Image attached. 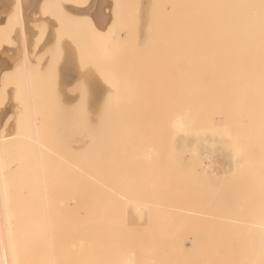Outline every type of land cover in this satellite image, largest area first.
Instances as JSON below:
<instances>
[{"label":"bare ground","instance_id":"obj_1","mask_svg":"<svg viewBox=\"0 0 264 264\" xmlns=\"http://www.w3.org/2000/svg\"><path fill=\"white\" fill-rule=\"evenodd\" d=\"M12 1L20 9L17 8V20L12 16ZM179 2L175 7L178 33L175 55L170 59V90L167 91L166 102L160 106L162 111L168 112L136 115L137 122L133 123L137 130L130 131L132 135L136 132V135L129 133L127 138L129 140L131 136H136L137 141H142L139 153L138 150L135 151L137 159L123 160V151L121 156L118 154L120 152L111 151L112 147L110 150L107 140V133L110 131L107 132L108 125H105V120L98 118L99 115H96L94 125L91 124L90 128L83 118L82 123L88 128L85 125L77 131L73 128L77 133V141L72 148L73 161L66 168L69 177L63 175L55 185L59 190L56 239L61 255L75 253L81 259L88 260V264H264V196L259 198L264 184V0ZM22 3V0H0V21L3 22L0 28L6 31L16 21L21 31V40L26 44L28 28L25 24H29L27 17L34 13L25 11ZM180 7L184 8L183 13L180 12ZM69 11L77 17L88 14L80 6L70 8ZM181 14L184 16L182 35L179 32ZM2 56L0 72L4 73L11 64L13 55L4 53ZM123 68L122 70L125 69ZM71 111L70 114L73 113ZM63 119L65 123L70 120L65 119V116ZM36 123L33 124V129L38 125ZM67 127L63 128L64 131ZM150 129H183L193 133L205 130L222 132L225 137H229L233 150L238 153L234 164L232 162L233 168L237 164L238 169L247 171V189H250L252 198L247 202L242 200L243 188L234 184L231 189L232 200L226 196L228 194L222 193L224 197L215 214H212L203 205L206 201L202 197L208 187L202 177L198 178L201 173L196 177L193 175L195 172H187V168H184L186 172L182 171L181 163L176 157L170 158L167 167H163L162 150L149 143ZM125 130H118L119 134H124ZM111 143L115 145V142ZM125 147L127 146H124V150ZM65 148L67 147H63ZM149 165L156 168L152 175L145 174ZM226 173L227 176L230 174ZM142 213L146 214L145 218L133 222Z\"/></svg>","mask_w":264,"mask_h":264},{"label":"rangeland","instance_id":"obj_2","mask_svg":"<svg viewBox=\"0 0 264 264\" xmlns=\"http://www.w3.org/2000/svg\"><path fill=\"white\" fill-rule=\"evenodd\" d=\"M102 1L101 3V0H22L24 10L34 13L27 17L29 24H25L28 28L26 44L21 40V31L16 21L6 29L7 32L0 28V59H3L4 53L13 55V60L6 71L0 72V264H88V260L81 259L75 253L61 255L56 239L59 190L55 185L58 178L63 175L69 177L66 170L74 158L72 148L77 141L75 131L84 125L85 128H88L87 125L90 128L91 124L94 125L96 115H99L98 118L105 120V125H108L107 132L110 131L107 133L110 150L112 147L111 151L120 152L118 154L121 156L123 154L121 157L123 160L135 161L142 145V141H137L136 136L132 137L136 132L134 135L130 132L135 129L134 123L138 119L136 117L140 114L161 112L160 106L166 102L172 74L170 59L175 55V39L178 33L175 7L180 3L179 0ZM76 6L85 8L88 14L83 17L71 15L69 9ZM17 8L20 10L12 1L11 11L15 20ZM180 12L183 13L184 8L180 7ZM183 17L181 14L180 35L183 32ZM2 23L0 21V24ZM25 45L28 47L25 48ZM6 107L8 110L5 111ZM67 109H72L70 111L73 113L70 114ZM88 115L89 118L86 119ZM64 116L65 119H70L65 120L66 122L74 123L63 122ZM82 118L87 125L82 123ZM34 122L38 123L35 129L32 128ZM65 127L68 129L64 131ZM118 130H125V133L119 134ZM150 130L148 135L153 136L149 135V143L162 150L163 167H167L170 158L176 157L181 163L182 171L187 168V172H195L193 175L196 177L201 173L198 178L202 177L208 187L202 197L205 199L203 201H206L203 205L212 214H215L219 202L224 197L222 193L228 194L226 196L232 200L231 189L234 184L243 188L242 200L247 202L252 198L250 189H247V171L238 169L237 164L234 165L235 169L233 168V161L238 153L233 150L228 141L229 137H225L222 132L219 134L213 130L216 133L213 136L211 130L201 131L202 133L183 129L182 132L177 129L181 133L176 129ZM203 132H207L208 135ZM129 133L132 136L128 140ZM176 133L177 136H174ZM111 142H115V145ZM57 152L66 155H59ZM188 154H191L190 156L193 154L192 158ZM233 169L234 174L230 173ZM146 170L145 174L152 175L156 168L149 165ZM226 172L230 174L227 176ZM131 174L133 173H126ZM206 177L208 179H205ZM259 193H261L259 198L264 196V184ZM145 215L142 213L139 218L135 217L133 222L145 218Z\"/></svg>","mask_w":264,"mask_h":264}]
</instances>
